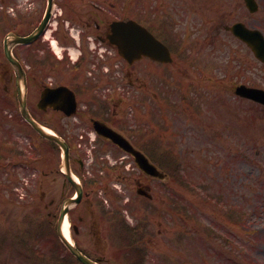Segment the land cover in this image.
Returning <instances> with one entry per match:
<instances>
[{
    "label": "rangeland",
    "instance_id": "374dc122",
    "mask_svg": "<svg viewBox=\"0 0 264 264\" xmlns=\"http://www.w3.org/2000/svg\"><path fill=\"white\" fill-rule=\"evenodd\" d=\"M12 1L7 8L0 2V8L7 9L9 16H12V5L27 2V7L32 10L30 16L36 20L45 7L43 0ZM126 1L129 0H79L77 4H81V11L86 13L92 8V3L99 14L102 8L109 17H119ZM131 1L127 5L131 15L137 14L139 6H144L146 8L141 11L147 9L160 17L161 21L171 23L181 38L189 35L187 40L195 41L199 37L200 43L207 35H211L212 42L207 46L195 44L196 52L187 57L188 60L178 59L163 72L165 96L170 101L182 92H191L192 96L199 97L197 107L188 110L183 106L173 107V110L169 108L163 120H169L167 124L177 130L192 128L194 123L201 127H195L197 131L181 130L179 133L166 130L161 135L163 146L172 147L170 150L175 154L179 152L177 155L186 173L171 179L167 188L160 181L145 180L151 187L156 203L146 204L142 200L143 205L152 209L161 202L162 213L148 216L149 210L144 213L143 205L139 209L138 219L148 221L146 236L149 241L145 248L135 249L136 253H141L139 261L129 259L127 264H139L140 261L143 264H264V107L236 97L231 85L237 81L247 83L248 80L264 88V66L253 58L242 42L223 29L224 24L242 18L245 14L242 0ZM258 1V12L247 14L243 21L264 32V0ZM65 6L67 16L74 22L69 19L70 27L80 29L88 18L87 14L73 15L70 8ZM60 8L63 12L64 9ZM196 24L200 26L201 32L187 34V30ZM58 27L57 33L61 37L67 30L65 22L60 20ZM7 30L2 27L0 31L1 43L2 34ZM1 54L2 51L0 57L5 59ZM218 64L221 65V71L216 70L215 65ZM239 64L247 69V74L241 77L236 75ZM10 74L11 70L8 72L9 77ZM145 75L150 74L145 71ZM177 77L185 83L191 81L190 86L178 84ZM8 95L10 92L3 90L0 85V136H7V140H12L13 144L17 140L23 147L32 145L33 141L38 143V137L28 124L19 114L9 110L10 103L5 100ZM86 144L87 147L78 148V154L84 156V161L90 162V166L96 168L98 155L112 154L113 159L125 157L131 169L129 157L113 146L100 149ZM3 152V145L0 144V155ZM46 155L53 157L50 160L42 159L33 167L11 164L4 170L0 165V264H22L20 258L26 252L32 256L29 261L25 260L27 264H47L45 258L41 261L33 256L44 254V257H49V249L59 256L63 252L62 245L55 243L52 227L46 222L44 225L39 222V217L44 216L47 209L45 201L55 194L63 181V177L39 174V169L47 171L49 164L58 166L56 151L45 153L44 157ZM93 156L94 164L91 163ZM126 169L125 166V169L109 170L102 174L101 189L98 185L90 186L89 196L75 209L84 218L83 226L87 225H79L80 234L75 236L76 241L83 249L110 264L125 259L120 255L121 252L124 255L128 253L117 240L114 241V237L119 239L122 236L123 239L125 235H117L114 228L109 227V221L103 216L104 209L121 205L120 197L123 196L132 197L130 208L138 207L135 177L125 172ZM117 174L119 180H116ZM201 178L219 185L216 191L218 195H214V199L207 201L200 190L185 188L188 180L201 184ZM170 190L175 192L176 198L169 197L167 193ZM94 198L105 203L100 211ZM169 199L173 200V206ZM222 204L226 205V210H222ZM3 238L8 239V243H4ZM11 240H15V245Z\"/></svg>",
    "mask_w": 264,
    "mask_h": 264
},
{
    "label": "water",
    "instance_id": "95a60500",
    "mask_svg": "<svg viewBox=\"0 0 264 264\" xmlns=\"http://www.w3.org/2000/svg\"><path fill=\"white\" fill-rule=\"evenodd\" d=\"M233 30L236 34L241 36L242 38L246 39L251 47L254 49L256 55H258L262 60H264V39L260 35V33L257 30L249 31L245 28H241L240 25H235L233 27ZM13 39L7 40V42H13L16 41V37L14 35ZM20 41L26 42L29 39L28 38H18ZM110 39L112 42H115L120 49V52L127 56L134 58V55L140 56L142 52H150V49L154 50L155 52H158L157 46H155L153 42V37L139 24L135 23L134 21H126V22H117L113 23L112 25V34L110 36ZM6 55L9 59L13 62V59L10 56V51L7 49V46L5 47ZM158 54V53H156ZM238 93L251 97L255 100L261 101L264 103V91L260 89H253V88H246L245 86L238 87ZM20 99V105L22 107V113L23 116L27 121H29L34 128L43 136H48V134L44 133L41 128L30 118L28 113L26 112L24 108V96L20 92L19 95ZM61 143V142H60ZM63 149L65 153V158L67 157V148L63 144ZM126 150H131L137 157L139 156L138 153H136L133 149L130 147H124ZM143 160V159H142ZM144 161V160H143ZM78 197H80V190L78 188ZM78 200V199H76ZM65 210H62V215L64 214ZM58 233H60V223L58 226ZM62 237V236H61ZM65 241V240H64ZM66 242V241H65ZM68 248L78 257L80 258L84 263L86 264H96L87 258H85L78 250H76L73 246L68 244L66 242Z\"/></svg>",
    "mask_w": 264,
    "mask_h": 264
},
{
    "label": "flooded vegetation",
    "instance_id": "af4514ba",
    "mask_svg": "<svg viewBox=\"0 0 264 264\" xmlns=\"http://www.w3.org/2000/svg\"><path fill=\"white\" fill-rule=\"evenodd\" d=\"M99 26H97V29ZM99 31H101V34H96V38L99 39L102 43L107 45V29L106 28H99ZM80 58L76 63L71 64L69 62L59 64V66L56 67L55 72L58 74V78H56L53 82H50L52 86H57L61 84L68 85L71 90L75 92V95L77 99H84V110H89V102L91 98L97 97L99 95H94L96 91L100 89V85L98 83V80L95 76H81L78 77L76 75L77 69L81 66V63L86 61V59ZM56 66V65H54ZM69 80L72 81L74 86L69 85ZM45 84H42L41 87H44ZM102 94V93H101ZM108 95V93H106ZM78 122H82L83 120L77 119ZM80 144H84L86 140H79Z\"/></svg>",
    "mask_w": 264,
    "mask_h": 264
},
{
    "label": "bare ground",
    "instance_id": "6f19581e",
    "mask_svg": "<svg viewBox=\"0 0 264 264\" xmlns=\"http://www.w3.org/2000/svg\"><path fill=\"white\" fill-rule=\"evenodd\" d=\"M63 231L64 233L66 234V236L68 237L69 236V233H68V226H67V222L64 223V226H63Z\"/></svg>",
    "mask_w": 264,
    "mask_h": 264
}]
</instances>
